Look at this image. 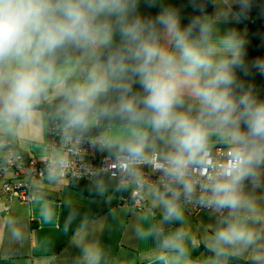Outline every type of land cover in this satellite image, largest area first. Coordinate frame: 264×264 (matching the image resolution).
<instances>
[{"label": "crops", "instance_id": "1", "mask_svg": "<svg viewBox=\"0 0 264 264\" xmlns=\"http://www.w3.org/2000/svg\"><path fill=\"white\" fill-rule=\"evenodd\" d=\"M241 1L214 0L212 12L202 19L199 35L188 40L198 41L203 36L220 46L227 39L232 41L231 51L218 56L229 60L240 54L249 44L247 25L234 10ZM105 43L86 47L70 44L71 57L54 68L46 85L48 94L39 96L28 117H9L0 112V139L11 140L24 156L44 161L49 125L56 120H50L37 105L64 96L67 81L75 92L90 86L93 74L103 80L105 90L106 65L97 60ZM172 43L165 28L160 46L178 56ZM6 92L7 85L0 88V95ZM182 100L176 111L197 118L199 100L188 93ZM233 116L238 118L237 125L206 126L207 149L245 147L232 139L234 131L244 134L239 109ZM137 130L147 134V147L141 158L153 153L159 161L168 162L167 157L174 152L170 132H156L147 122L129 121L108 128L103 133V153L129 155L126 146ZM246 143V151H252L253 138L246 135ZM247 169L237 208L229 207L227 213L214 209L194 215L184 214L158 187L145 190L143 207L137 210L122 203L116 180L95 175L87 183L95 196H87L61 173L48 174L42 180L31 181L27 204L14 202L6 213L5 198L0 199V264H219L205 258L208 252L235 257L242 264H264V186L256 184L259 173L264 171V161L254 162ZM169 208L175 209V214L170 215ZM230 223L250 232L251 241H218L217 233Z\"/></svg>", "mask_w": 264, "mask_h": 264}, {"label": "clouds", "instance_id": "2", "mask_svg": "<svg viewBox=\"0 0 264 264\" xmlns=\"http://www.w3.org/2000/svg\"><path fill=\"white\" fill-rule=\"evenodd\" d=\"M124 6V0H0V88L7 85V92L0 95V112L9 117H28L52 79V54L66 44L86 47L107 42L108 30L97 23V17L119 14ZM158 19L172 36L179 55L161 47L151 33L143 36L138 24L126 28L123 35L131 45L130 58L137 62L133 71L140 75L138 82L147 95L139 101L143 110L133 100H127L121 103L120 112L133 122H147L156 132H170L174 152L167 157L171 167L166 171L182 179L190 165L209 162L207 125L238 124V118L233 116L237 105L226 90L233 80V61L218 56L231 51L232 41L223 40L220 46L203 36L189 41L177 30L173 18ZM91 81L90 86L78 88L70 97L73 107L67 119L72 126H86L93 101L103 90L101 78L93 74ZM185 93L201 104L197 118L176 111ZM239 104L243 106L240 115L248 133L234 131L232 139L247 148L246 135L252 137V151L233 152L221 173L227 181L212 188L214 202L233 209L241 202L236 186L248 174L247 166L264 161V144L259 143L264 141V103L242 97ZM126 147L132 160L141 158L147 134L137 130ZM169 214H175V209L169 208ZM251 239L252 234L236 223L217 233V240L228 244Z\"/></svg>", "mask_w": 264, "mask_h": 264}, {"label": "trees", "instance_id": "3", "mask_svg": "<svg viewBox=\"0 0 264 264\" xmlns=\"http://www.w3.org/2000/svg\"><path fill=\"white\" fill-rule=\"evenodd\" d=\"M124 9L119 14L101 15L97 23L106 26L109 39L100 50L97 60L106 65V88L100 91L88 112L86 126H72L67 119L68 111L73 107L70 97L76 94L71 82H66V94L37 108L45 112L50 120H58L68 125L67 135L75 138L94 137L103 134L108 128L131 121L120 112L123 101L133 100L139 103L147 93L139 84L140 75L133 71L137 62L130 58L129 40L123 31L138 24L143 29L142 35L150 33L160 45L165 26L159 23L160 17H171L177 22V30L187 39L199 35L202 19L212 12L214 0H124ZM235 12L247 25L249 44L238 55L229 58L232 83L227 87L230 98L237 105L242 97L250 102L264 103V0H242L234 7ZM172 45L175 47L174 41ZM71 57L70 44L58 48L50 57L54 68ZM42 96L48 94L45 90ZM241 116V115H240ZM241 132L248 133L244 118L241 117ZM241 182V181H240ZM77 189L87 196H95L92 188L85 182L73 181ZM120 196L124 191L120 188ZM205 258H212L219 264H242V261L226 255L208 252Z\"/></svg>", "mask_w": 264, "mask_h": 264}, {"label": "built area", "instance_id": "4", "mask_svg": "<svg viewBox=\"0 0 264 264\" xmlns=\"http://www.w3.org/2000/svg\"><path fill=\"white\" fill-rule=\"evenodd\" d=\"M68 130V125L56 121L50 123L47 154L42 162L18 152L11 140L0 139V199L5 198L6 213L14 202L21 205L29 202L31 181L42 180L56 171L78 183H89L95 175L118 181L125 192L122 203L131 209H142L145 190L158 187L186 215L214 209L228 212L229 207L214 202L212 188L216 183L227 181L228 178L221 175L222 171L231 161L233 152L246 151L245 147L207 149L209 162L190 165L184 177L177 179L166 171L171 165L159 161L153 153L146 159L137 160H132L129 155L110 156L102 151L106 142L103 134L75 138L67 135ZM241 184L236 186L237 194ZM256 184L264 186V171L259 173Z\"/></svg>", "mask_w": 264, "mask_h": 264}, {"label": "rangeland", "instance_id": "5", "mask_svg": "<svg viewBox=\"0 0 264 264\" xmlns=\"http://www.w3.org/2000/svg\"><path fill=\"white\" fill-rule=\"evenodd\" d=\"M109 179V178H108Z\"/></svg>", "mask_w": 264, "mask_h": 264}]
</instances>
